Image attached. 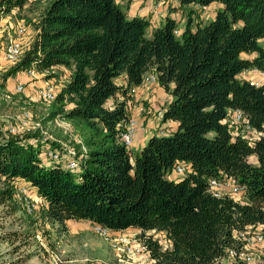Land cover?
Instances as JSON below:
<instances>
[{
    "label": "trees",
    "instance_id": "obj_1",
    "mask_svg": "<svg viewBox=\"0 0 264 264\" xmlns=\"http://www.w3.org/2000/svg\"><path fill=\"white\" fill-rule=\"evenodd\" d=\"M31 2L0 0V16ZM213 2L222 6L206 23L193 25L188 16L180 29L167 16L148 34V19L129 17L116 0H47L35 17L31 45L3 78L31 67L69 71L45 121L58 118L71 126L77 139L70 144L75 154L67 157L76 165L65 167L48 153L45 161L42 150L63 152L47 140L40 149L37 130L26 135L37 138L35 145L0 137V205L16 210L13 182L22 180L41 196L43 216L52 222L139 229L153 264H212L230 248L241 251L236 231L250 226L264 234V80L255 85L238 76L250 68L264 73L258 42L264 0H179V7ZM149 71L172 96L162 119L176 121L177 128L151 135L134 153L119 134L132 114L129 90ZM119 76L123 84L115 82ZM234 109L244 112L256 137L226 121ZM179 162L190 171L177 181L168 178ZM227 177L245 187L244 200L208 190L210 178ZM150 230L163 232L171 247L163 249L145 233ZM13 236L0 235V242L12 243ZM250 263L239 258L231 264Z\"/></svg>",
    "mask_w": 264,
    "mask_h": 264
},
{
    "label": "rangeland",
    "instance_id": "obj_2",
    "mask_svg": "<svg viewBox=\"0 0 264 264\" xmlns=\"http://www.w3.org/2000/svg\"><path fill=\"white\" fill-rule=\"evenodd\" d=\"M31 1V0H30ZM47 0H32L30 4L25 5L23 8L13 9L10 13L2 15H9V19L12 24L18 23L26 26V33L22 37L24 51L28 49L34 39L33 23L36 19L38 12ZM159 1V0H158ZM120 3V2H119ZM164 11L173 12L178 21L179 28H183L188 16L192 20L194 25L197 21L206 23L214 17L215 11L220 8L221 3H211L207 6L190 5L187 9H182L179 4L174 5L171 0H161ZM122 5L123 10L126 11L125 5ZM140 5V4H139ZM147 3L143 4L146 7ZM152 6V3L150 4ZM175 6V7H174ZM194 9V12L188 15V9ZM139 14L145 15L144 17L149 20V13L139 11ZM150 26H155L154 21L150 18ZM148 28V34L153 26ZM11 27V26H10ZM9 29V28H8ZM7 30V29H6ZM11 30V28H10ZM5 31V30H4ZM8 31V30H7ZM6 33V32H5ZM9 34H12L11 32ZM5 35V38H7ZM5 41L2 38L0 41V53L2 49V43ZM259 44L264 47V37L259 38ZM243 56H250V54H242ZM4 64V65H3ZM14 64L8 61H1L0 63V137L17 136L23 138V141H31L34 145L37 144L36 137H28L26 135L39 132V138L42 141L40 143V149L48 147L44 145L47 140L49 143H57L60 146V152L58 159L61 157L63 165L68 167V162L72 159L67 155L73 156L75 151L73 150L72 144L77 139V135L72 131L71 126L58 118L45 121V117L49 108L51 107L52 101H46L41 97L40 90L45 80L51 81L56 91V95L62 87L60 84L63 82L64 70H60L56 66L44 71L37 70L34 75H29L25 70L20 71L19 74L14 76H6L3 78V74ZM156 74L154 71H149ZM146 72V73H149ZM240 78L248 79L250 81L257 82L264 78V75L255 69H246L238 75ZM120 77V76H119ZM115 78V82L118 78ZM21 84L23 90H16V85ZM151 85H159L158 81H154L149 85H137V88H148ZM160 86V85H159ZM136 88V89H137ZM130 93V92H129ZM167 93V92H166ZM136 90L130 94V100L128 101L130 110L132 108L138 110V114H131L138 119L139 127L136 130L134 139L129 146L134 153H137L143 147L142 144L137 142V135L139 130L143 128V120L141 117L143 113H151L159 121H163L156 113H154L153 107L148 105L149 102L137 99ZM172 96L167 93L166 101L163 109L166 108L167 104L171 100ZM110 101H112L110 99ZM150 108V109H149ZM143 109V110H142ZM159 109L156 110V112ZM27 113V114H25ZM146 120V119H145ZM142 121V122H141ZM13 126L17 129L18 133L9 132V127ZM159 126L154 135H169L170 130L163 129L162 133H159ZM239 131L243 134H248L249 137H256L253 131H247L239 128ZM18 134V135H17ZM62 137H67L68 140L65 142ZM144 144V143H143ZM59 152V150H57ZM65 152V153H64ZM47 153L50 152L42 150L40 156L46 161ZM70 158V159H68ZM249 161H254L252 156L248 157ZM185 175V172H177L167 175L168 178L173 180H180ZM232 183L231 179H228ZM29 184L22 181L16 180L13 182L14 187V199L16 200L17 208L14 211L11 206L0 205V235H14L12 243L0 242V261L7 263H13L17 261V264H105L106 262L117 264V258L119 251L116 250L109 242L100 236L93 228V225L86 220L67 219L63 223L57 221H50L43 216L42 208L45 207V202L38 195L36 190L28 187ZM230 187H224L222 193H228ZM236 199L244 200V195L233 194ZM28 206L30 210L28 209ZM260 230L259 228H255ZM112 232L110 235H126V236H139V230L130 229L127 232L115 233ZM146 234L151 235L157 239L161 247H171L170 241L165 235L157 233L155 231H146ZM13 245H17V250L13 253L7 254L6 251L13 248ZM242 253V254H241ZM120 254H122L120 252ZM245 255L252 256V263L254 264L264 255V242L258 243L252 248H245L244 245L238 254H226L223 258L217 259L212 264H231L234 260L239 258H245ZM125 257V256H124ZM148 261V257L141 256L140 259Z\"/></svg>",
    "mask_w": 264,
    "mask_h": 264
},
{
    "label": "built area",
    "instance_id": "obj_3",
    "mask_svg": "<svg viewBox=\"0 0 264 264\" xmlns=\"http://www.w3.org/2000/svg\"><path fill=\"white\" fill-rule=\"evenodd\" d=\"M161 0L157 2L160 3ZM171 2L176 5L179 4V0H171ZM156 4V5H157ZM1 19V16H0ZM2 28L0 23V29ZM11 33L7 36L5 41L2 43V49H1V58L4 61L15 63L17 62L21 56L23 55L24 49H23V43H22V37L26 33V26L24 24L11 26ZM179 28L174 29V33H179ZM27 74L34 75L36 73V69L34 67H31L27 70H25ZM263 75L264 73L261 72ZM157 80L156 74L149 72L145 73L142 76L141 84L142 85H149ZM264 78L261 81H250L251 83H254L255 85H259L263 82ZM137 86H133L130 88V94L133 93L136 90ZM16 90L20 91L23 90V86L21 84L16 85ZM41 97L46 101H52L56 96V91L54 90V86L49 80H45L43 83V86L40 90ZM142 108V107H141ZM143 110V109H142ZM163 111L164 109L161 107L156 112V114L162 118L163 117ZM27 114V113H25ZM227 122L230 125H241L245 130L252 131V128L247 122L246 116L244 112L240 109H234L231 114L227 117ZM139 127L138 119L134 117L133 115H130L128 120L124 123L122 130L120 131V140L129 147L134 139V135L136 133L137 128ZM9 132L18 133L17 129L13 126L9 127ZM163 130L160 129L159 133H162ZM18 135V134H17ZM59 152L57 150L50 151V157L53 160L58 159ZM76 165L74 160H70L68 162L69 168H74ZM177 172H185L187 173L190 171L189 166L185 163L179 162L174 167V171ZM172 172V173H173ZM230 178H225L223 180L217 179V178H210L208 180V190L214 195V196H222L225 193H222L224 191V187H230V190L227 189L229 194L233 196V194H241L244 195L245 187L243 185H238L234 183V181L231 179L232 183L229 182ZM234 197V196H233ZM235 198V197H234ZM236 199V198H235ZM242 200V199H239ZM28 209L30 210L29 206ZM93 228L96 232L100 234L101 237H103L107 242H109L116 250L119 251L118 258H117V264H153L154 260L152 259L150 255V251L148 250L146 244L144 243L143 238L133 235V236H126V235H110L111 231L99 224H92ZM236 237L240 239L243 242L244 247L252 248V246L264 242V234L261 232V230L257 229H251V227H247L244 230L236 231ZM120 252L122 254H120ZM230 254H237V251L233 248L229 249ZM240 255V252H238ZM242 254V253H241ZM125 256V257H124ZM141 256L148 257V261H146L144 258L140 259ZM245 259L249 262H252V256L245 255ZM259 264H264V255L258 259ZM105 264H112L109 262H106ZM114 264V263H113Z\"/></svg>",
    "mask_w": 264,
    "mask_h": 264
},
{
    "label": "crops",
    "instance_id": "obj_4",
    "mask_svg": "<svg viewBox=\"0 0 264 264\" xmlns=\"http://www.w3.org/2000/svg\"><path fill=\"white\" fill-rule=\"evenodd\" d=\"M116 1L125 5L126 14L129 17H133V16L144 17L145 15L139 14V11L146 10V12L149 13V15H148L149 23L152 24V22L150 21V18H152L154 23H155L154 24L155 26L152 25L153 27H156V26L162 24L167 16H170L171 18L177 19L173 12H168L166 10L164 11L165 8H163L162 4L161 3L157 4L158 0H116ZM144 3H147L146 7H143ZM151 3H152V6H150ZM0 23L2 26V28L0 29V41L1 42H2V38L6 39L5 38L6 33H7V35H9V33L11 32L10 26L20 25V23H18L16 25H8V23L12 24V22L9 19V15L3 16V17L1 16ZM152 26H150V27H152ZM150 32H151V30H150ZM34 33L36 35V30L34 31ZM35 35H34V37H35ZM1 61H4V60L1 58V53H0V63H1ZM56 67L59 68L60 70H64L63 82L65 83L69 79V71L66 68H64L63 66H56ZM19 73L20 72H17L16 74H19ZM124 82H125V79L123 76H120L118 78V80L116 81L117 84H123ZM60 85L62 86L63 83ZM166 96H167V93L164 91V89L161 86L151 85L148 88H137L135 98L141 99V102L146 100V102L144 104L149 102L150 105H148V106L153 107L154 113H156L157 109L164 106L163 104H165ZM134 108H132L131 113L132 114H134V113L138 114L139 108H137L138 109L137 111ZM229 111H230L229 114H231L232 111L231 110H229ZM143 114H144V116L141 117V120L144 121L143 122L144 125H143V128L141 130H139L138 135H137L138 136L137 142H139L142 145H144L145 142L147 141V139L157 131L158 126H159V128H158L159 130L160 129H162V130L167 129V130H170L171 133H173L177 128V122L174 120H170V119L163 120L162 119L163 121L161 122L155 116H153L152 113H151V115H149L150 113H143ZM226 121H227V117H226ZM28 187L32 188V190L34 189V187H32L31 185H29ZM130 229L137 230V231L139 230V229L134 228V227H128L126 229L116 231L115 233L127 232ZM151 231H153V230H151ZM158 233L165 235L163 232H158Z\"/></svg>",
    "mask_w": 264,
    "mask_h": 264
}]
</instances>
